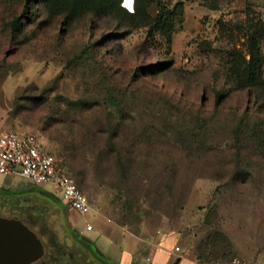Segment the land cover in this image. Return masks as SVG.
<instances>
[{
    "label": "rangeland",
    "instance_id": "rangeland-1",
    "mask_svg": "<svg viewBox=\"0 0 264 264\" xmlns=\"http://www.w3.org/2000/svg\"><path fill=\"white\" fill-rule=\"evenodd\" d=\"M123 1L0 0V132L38 135L92 209L72 226L54 185L0 174V215L40 237L33 264H110L125 247L103 235L128 233L264 263V41L259 84L230 55L264 0H153L174 12L169 42Z\"/></svg>",
    "mask_w": 264,
    "mask_h": 264
},
{
    "label": "built area",
    "instance_id": "built-area-1",
    "mask_svg": "<svg viewBox=\"0 0 264 264\" xmlns=\"http://www.w3.org/2000/svg\"><path fill=\"white\" fill-rule=\"evenodd\" d=\"M0 174L7 177L20 175L38 185L52 184L60 191L70 209L80 215L92 210L87 196L80 190L67 168L35 133L14 130L0 132ZM92 229L91 222L85 220L81 232ZM228 264L264 263L233 257Z\"/></svg>",
    "mask_w": 264,
    "mask_h": 264
},
{
    "label": "trees",
    "instance_id": "trees-1",
    "mask_svg": "<svg viewBox=\"0 0 264 264\" xmlns=\"http://www.w3.org/2000/svg\"><path fill=\"white\" fill-rule=\"evenodd\" d=\"M59 1L66 5L69 14H75L86 8H91L95 11L110 10L120 14L129 13L123 0ZM152 1L153 0H133L132 10L138 12L144 19L145 24L148 25V34L152 35L154 32L162 33L169 42L171 38V30L173 28L174 12L158 11L155 15H151L148 12V8ZM246 18L248 25L245 24L236 27L239 29L238 32L242 31V36L244 38L243 46L245 48V53L249 55V58H246L245 53H243L240 48H233L230 51L232 60L231 66L233 73L238 76L243 86H253L261 82L260 64L262 58L259 51V43L260 41H264V20L260 17Z\"/></svg>",
    "mask_w": 264,
    "mask_h": 264
},
{
    "label": "crops",
    "instance_id": "crops-1",
    "mask_svg": "<svg viewBox=\"0 0 264 264\" xmlns=\"http://www.w3.org/2000/svg\"><path fill=\"white\" fill-rule=\"evenodd\" d=\"M7 181L4 180V183H8ZM73 212V209L69 210L72 226L76 225L81 216L76 211L77 214ZM81 229L82 226L80 231ZM103 236L125 247V250L119 253V258L110 264H228L230 261L228 256L209 255V252L188 244L184 237L170 239L162 235L147 236L136 233H128V236L119 238L109 234ZM175 247L179 248L175 249ZM97 252L103 254L99 249ZM95 264H103V262Z\"/></svg>",
    "mask_w": 264,
    "mask_h": 264
},
{
    "label": "water",
    "instance_id": "water-1",
    "mask_svg": "<svg viewBox=\"0 0 264 264\" xmlns=\"http://www.w3.org/2000/svg\"><path fill=\"white\" fill-rule=\"evenodd\" d=\"M44 254L34 230L19 218L0 215V264H33Z\"/></svg>",
    "mask_w": 264,
    "mask_h": 264
}]
</instances>
